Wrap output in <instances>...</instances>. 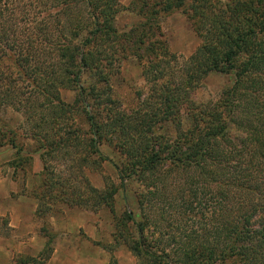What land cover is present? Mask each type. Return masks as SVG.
Returning <instances> with one entry per match:
<instances>
[{
	"label": "trees",
	"instance_id": "obj_1",
	"mask_svg": "<svg viewBox=\"0 0 264 264\" xmlns=\"http://www.w3.org/2000/svg\"><path fill=\"white\" fill-rule=\"evenodd\" d=\"M212 1L133 0L131 11L142 19L120 35L117 0H43L36 14L50 20L35 25L28 9L34 2L10 7L0 0V149L17 151L16 168L29 160L24 153H41L45 170L50 160L71 161L65 178L56 174L43 194L32 192L37 216L46 201L49 211L62 203L115 214L117 193L135 178L143 186L140 214L116 218L114 239L138 264H264V0ZM184 9L193 13L203 42L178 71H168L150 33L164 16ZM120 39L156 58L143 73L152 93L130 114L110 94ZM212 72H233L235 82L220 101L199 108L190 91ZM62 88L77 92L72 102L62 98ZM4 106L23 110L24 127L4 118ZM78 115L89 130L78 126ZM168 122L175 137L160 132ZM104 145L123 160L114 163L120 184L108 179L99 189L86 169L108 158ZM10 231L7 219L0 235ZM46 237L37 256L14 264H46L56 236Z\"/></svg>",
	"mask_w": 264,
	"mask_h": 264
},
{
	"label": "rangeland",
	"instance_id": "obj_2",
	"mask_svg": "<svg viewBox=\"0 0 264 264\" xmlns=\"http://www.w3.org/2000/svg\"><path fill=\"white\" fill-rule=\"evenodd\" d=\"M6 1L10 7L17 4L23 5L34 2L33 6L28 7L30 11H34L29 16L33 25L36 24L35 20L39 22L45 17L44 14H36L41 7L39 4L43 0ZM214 1L228 2V0H213L212 2ZM117 2L121 10L116 15V28L121 35L128 33L142 18L134 11H131L133 0H117ZM17 12L23 13L21 10ZM52 14L54 16L55 11ZM192 15V12L185 9L175 11L160 20L161 27L159 30L155 29L150 33L154 36L153 39H155L153 43L156 41L155 45L161 48L158 51L161 55L159 60L166 61L170 66L169 68L167 67L168 71L172 69L178 71L181 63L189 59L203 42L198 30V23L194 22ZM45 19L50 20L49 16H46ZM119 44L120 50L117 55L121 60L114 66V70L118 69L119 71L112 75L110 94L111 98L119 103L121 110L130 114L138 109L152 93L143 73L145 68L152 64L149 62V59L156 58L155 55L149 57L146 54V56L144 54V46L140 49L137 47L130 48L124 39H120ZM94 46L95 44L91 48ZM146 46L148 45H145V48ZM166 51L169 52V55ZM143 54L145 58L140 59V56ZM6 63L13 68L12 62L6 61ZM234 82L235 76L233 72L228 74L212 72L202 81L199 87L190 91V98L199 108H208L217 101H220L224 90L230 88ZM88 83V73H84L83 84L87 87ZM76 94L75 90L61 89V96L67 102H72ZM188 107L186 105L183 109V125L185 128H188L190 125L187 115V112H189ZM2 115L13 126L21 125L24 127L25 125L23 110L19 112L9 106H4ZM77 119L78 121L76 122L79 127L89 130L88 123L81 115H78ZM232 131L234 132L235 129ZM160 132L162 135L176 136L175 126L172 122L166 123V126ZM88 136L92 137L90 133ZM24 145L27 148L36 147V143L34 144L32 140H25ZM102 149L108 158L103 161L101 166L96 164L92 169H86V175L90 182L99 189H105L108 186V179L118 186L120 180L114 163L121 164L123 157L107 145H104ZM24 155L29 157V160L23 161L16 168L13 163L18 158L17 151L9 145L0 149V208L4 213L0 214V229L4 226L7 219L10 220V210L14 209L17 215L23 216L25 219L26 217L28 218L32 208V201L37 204V209L40 203L37 198L31 195L32 192L35 190L37 194H43L46 188L44 183L49 182L51 177L57 174L58 177L62 176L65 178L69 173V170L65 167L71 164V161L50 160L48 162L49 169L45 170L41 153H24ZM93 157L94 159L98 158L97 155ZM142 190L143 186L135 178L127 180L125 182V189H120L116 195L113 204L115 214H112L108 207L102 208L97 212H92L81 207L67 206L62 203L55 204L52 210L49 211V202L46 201L40 205L39 216L36 215V209L34 221L29 219V223L32 225V222H34L40 228V232L46 238V242L48 241L47 234L56 236L52 243L55 250L56 239L60 233L56 228L61 225L60 221L66 219L65 210H69L72 216L71 226L75 230L67 236L72 241L70 245L72 249L67 251L62 250V261L67 262V264H75L79 256L81 264H138V259L133 254H129L130 251L125 245H115L114 232L116 218L122 216L124 212L134 211L137 215L140 214L137 195ZM78 224H82L80 229L77 228ZM26 229L22 225L21 234H19L21 236H18L19 241L25 238ZM154 242L155 240L153 239L152 243ZM76 248L77 250L74 251ZM29 256L31 257L32 255L26 253V251H14L12 264L20 257ZM51 258L46 264L49 263Z\"/></svg>",
	"mask_w": 264,
	"mask_h": 264
},
{
	"label": "crops",
	"instance_id": "obj_3",
	"mask_svg": "<svg viewBox=\"0 0 264 264\" xmlns=\"http://www.w3.org/2000/svg\"><path fill=\"white\" fill-rule=\"evenodd\" d=\"M36 209L37 204L32 201V208L29 212V217H26V219L23 216L17 215V212L14 209H9V226L11 228V232L8 236L0 235V257L2 258L0 260V264H12L14 251H26V253L31 254L32 256H37L44 248L46 244V238L42 236L40 228L36 226L34 222H32V225L29 223V219L34 221ZM65 213L66 219L60 221L61 225L56 228L60 233L57 236L55 250L48 264H67V262L62 261L63 257L61 253L62 250L67 251L72 249L70 248L72 241L67 236L70 234V232L75 230V228L71 226L72 216L69 213V210H65ZM0 214H4L1 208ZM22 225L27 228V232L25 233V238L19 241L18 236H21L19 234H21L20 230L22 229ZM81 226L82 224H78L77 228L80 229ZM76 250L77 248L74 249V251ZM76 253L79 254L78 252ZM129 254L132 253L129 252ZM80 262L81 258L78 256V260L75 264H81Z\"/></svg>",
	"mask_w": 264,
	"mask_h": 264
}]
</instances>
